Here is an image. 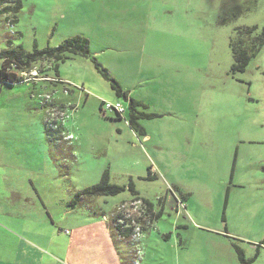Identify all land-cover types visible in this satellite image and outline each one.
Instances as JSON below:
<instances>
[{
  "label": "rangeland",
  "instance_id": "374dc122",
  "mask_svg": "<svg viewBox=\"0 0 264 264\" xmlns=\"http://www.w3.org/2000/svg\"><path fill=\"white\" fill-rule=\"evenodd\" d=\"M76 35L90 56L1 83L0 264H264V0H21L15 21L0 14V50ZM239 38L254 54L233 71ZM116 100L121 117L101 105ZM104 171L124 189L82 193ZM116 212L128 238L110 234Z\"/></svg>",
  "mask_w": 264,
  "mask_h": 264
},
{
  "label": "trees",
  "instance_id": "16d2710c",
  "mask_svg": "<svg viewBox=\"0 0 264 264\" xmlns=\"http://www.w3.org/2000/svg\"><path fill=\"white\" fill-rule=\"evenodd\" d=\"M7 1H11V5L5 4ZM3 4L0 8V14L4 17L5 21L13 22L16 20V13L21 8V0H1ZM11 13V17L8 15ZM255 27V26H254ZM254 27H246L244 31L247 35H249ZM7 46L0 50V89L1 83H15L24 80L23 76H20L15 70L10 69L11 67H16V70L24 71L30 68V64L42 58H51L56 60H61L69 55H82V56H90L89 55V41L86 37L76 35L73 37L66 38L60 44L55 47H45L42 49H38L34 47L32 51H26L23 47L18 46L15 48H11L9 46L10 39L6 40ZM246 43L242 38H239V45L236 40H232L230 42V47L233 54V63L232 70L233 71H243L249 58L254 54V51H248L245 46ZM260 44L258 43V46ZM255 47V46H254ZM258 50V47H257ZM97 67V66H96ZM98 68V67H97ZM99 69V68H98ZM100 70V69H99ZM103 75L107 77V74L103 71ZM112 88L115 90L116 95H124L126 96V92L122 90L121 86L116 82L112 81ZM140 104L137 100H130L129 108H130V118L127 120L124 119L129 125L136 124V118L140 116L137 112L134 111L135 105ZM118 117H121L120 114L116 113ZM139 130L142 134H145V131L142 127H139ZM124 187L122 185L114 184L109 181L107 171H104L101 175L100 180L86 187L82 193L86 194H100V195H114L118 192L122 191ZM129 189H132V184H129ZM79 195V194H77ZM117 213V214H116ZM113 214L111 218V224L109 225L111 236L115 235L121 238H128L133 230V227L128 223L127 226L123 224V214H119L116 212ZM123 215V216H122ZM125 217V216H124Z\"/></svg>",
  "mask_w": 264,
  "mask_h": 264
},
{
  "label": "built area",
  "instance_id": "2783aa9c",
  "mask_svg": "<svg viewBox=\"0 0 264 264\" xmlns=\"http://www.w3.org/2000/svg\"><path fill=\"white\" fill-rule=\"evenodd\" d=\"M101 105L104 111L106 109H110V110H114L116 113L120 115L125 112V107L121 104L120 100H116L114 102L101 101ZM66 232H68V230H66Z\"/></svg>",
  "mask_w": 264,
  "mask_h": 264
},
{
  "label": "crops",
  "instance_id": "0c3cea01",
  "mask_svg": "<svg viewBox=\"0 0 264 264\" xmlns=\"http://www.w3.org/2000/svg\"><path fill=\"white\" fill-rule=\"evenodd\" d=\"M0 65H1V60H0ZM143 136H144V137H146V135H145V134H144ZM109 229H110V228H109Z\"/></svg>",
  "mask_w": 264,
  "mask_h": 264
}]
</instances>
